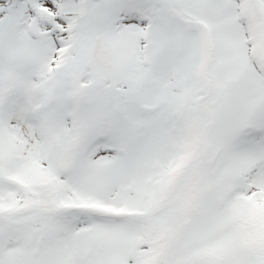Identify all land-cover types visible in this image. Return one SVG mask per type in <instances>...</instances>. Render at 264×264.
Segmentation results:
<instances>
[{
    "label": "snow or ice",
    "instance_id": "obj_1",
    "mask_svg": "<svg viewBox=\"0 0 264 264\" xmlns=\"http://www.w3.org/2000/svg\"><path fill=\"white\" fill-rule=\"evenodd\" d=\"M0 264H264V0H0Z\"/></svg>",
    "mask_w": 264,
    "mask_h": 264
}]
</instances>
